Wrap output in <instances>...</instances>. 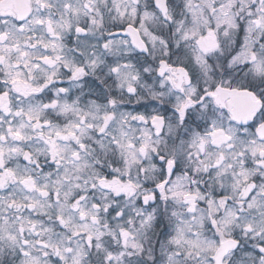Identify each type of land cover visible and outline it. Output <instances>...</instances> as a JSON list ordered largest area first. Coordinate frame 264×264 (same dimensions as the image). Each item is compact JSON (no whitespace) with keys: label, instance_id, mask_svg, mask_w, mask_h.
<instances>
[{"label":"snow or ice","instance_id":"6c2138e0","mask_svg":"<svg viewBox=\"0 0 264 264\" xmlns=\"http://www.w3.org/2000/svg\"><path fill=\"white\" fill-rule=\"evenodd\" d=\"M0 264H264V0H0Z\"/></svg>","mask_w":264,"mask_h":264}]
</instances>
